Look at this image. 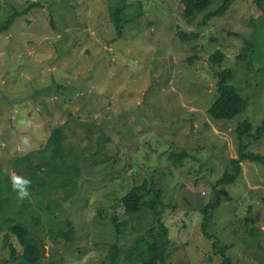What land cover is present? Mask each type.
<instances>
[{"label":"rangeland","instance_id":"1","mask_svg":"<svg viewBox=\"0 0 264 264\" xmlns=\"http://www.w3.org/2000/svg\"><path fill=\"white\" fill-rule=\"evenodd\" d=\"M125 1L141 16L116 29L109 18L116 0H0V25L14 11L25 12L0 33V188L7 220L24 224L41 244L35 264H100L110 245H128L152 225L150 216L127 215L120 204L147 182L161 190L166 264H264V164L243 161L234 183L216 185L237 158L235 127L247 122L255 135L264 121V0L234 1L205 23L222 0L190 19L180 0ZM179 32L197 38L181 41ZM246 41L252 48L240 60ZM216 50L224 60L211 67ZM227 68L246 101L229 122L207 112L217 96L214 72ZM55 129L66 148L106 163L83 171L77 195L47 222L23 170L46 158ZM242 142L248 153L264 156V135ZM181 152L186 157L174 164L172 155ZM216 190L221 198L209 210L207 238L202 210ZM66 219L74 231L69 243L50 231ZM260 227L261 236L250 235ZM21 252L14 235L0 230V264H19Z\"/></svg>","mask_w":264,"mask_h":264},{"label":"trees","instance_id":"2","mask_svg":"<svg viewBox=\"0 0 264 264\" xmlns=\"http://www.w3.org/2000/svg\"><path fill=\"white\" fill-rule=\"evenodd\" d=\"M215 0H180L183 8V16L190 19L195 14L204 12ZM237 0H222V3L213 11L208 12L202 23L214 18L223 16L230 8L232 3ZM260 5L262 0H249ZM25 12L14 11L1 25L0 33L6 32L16 18L22 16ZM140 13H130V6L125 0H116L109 5V18L111 23L118 27L125 23H131L139 18ZM121 28V27H120ZM178 38L186 41L187 38L196 39L197 35L190 34L186 36L179 32ZM252 44L245 42L241 53L237 57L244 60L248 57ZM224 60V54L216 50L209 56L208 62L212 66H220ZM216 79V99L208 108L207 112L211 118L220 121H230L236 115L243 112L246 101L238 93L230 82L234 78L231 69H223L215 71ZM239 140L237 158L229 160V168L224 171L222 177L216 182V185H230L235 182L240 174V163L243 161L258 162L264 164V156L254 155L247 152V144H243L242 139L246 136L252 138L254 142L261 139L264 135V121L256 130L255 135H251L252 127L249 123L243 122L234 129ZM46 148L48 155L37 164H31L24 168L23 181L30 194L34 195V205L41 211L47 222L56 219L54 210L60 208L61 203L69 201L77 195L79 183L82 179L83 171L92 169L93 165L98 166L106 163L102 160L92 162L90 159L83 158L74 149L66 148L63 144L59 129L53 130L47 139ZM93 156L100 155L99 152L92 153ZM186 157L184 152L172 155L174 164L179 163ZM112 163V162H111ZM2 171L0 170V176ZM60 194V197H58ZM4 197L0 188V230L6 228L9 233L13 234L18 244L21 246V261L19 264H35L38 256L42 251L39 241L32 236L29 229L21 222L7 220L5 216ZM215 201L205 205L202 213L204 214L202 223V232L207 238H211L207 234L208 219L211 217L209 210L215 208L221 198V191H215ZM120 204L127 215L141 214L150 216L152 225L142 234L134 237L128 245L118 246L112 244L109 246L105 259L100 264H166L167 251L170 246L168 238V229L161 221V215L164 203L161 198V190L143 182L139 186L131 188L120 198ZM18 209V208H17ZM115 233L120 234V224L116 221V217H111ZM56 240L69 243L73 239L74 231L70 220H65L63 224L56 229H50ZM261 229L251 230L250 235L261 236ZM6 236V235H5ZM4 236V237H5ZM214 246V245H213ZM11 258H14L15 252L11 246Z\"/></svg>","mask_w":264,"mask_h":264},{"label":"clouds","instance_id":"3","mask_svg":"<svg viewBox=\"0 0 264 264\" xmlns=\"http://www.w3.org/2000/svg\"><path fill=\"white\" fill-rule=\"evenodd\" d=\"M25 193L21 192V195H24Z\"/></svg>","mask_w":264,"mask_h":264},{"label":"crops","instance_id":"4","mask_svg":"<svg viewBox=\"0 0 264 264\" xmlns=\"http://www.w3.org/2000/svg\"><path fill=\"white\" fill-rule=\"evenodd\" d=\"M260 229H261V227H260ZM261 231H262V229H261Z\"/></svg>","mask_w":264,"mask_h":264},{"label":"built area","instance_id":"5","mask_svg":"<svg viewBox=\"0 0 264 264\" xmlns=\"http://www.w3.org/2000/svg\"><path fill=\"white\" fill-rule=\"evenodd\" d=\"M204 194V193H203Z\"/></svg>","mask_w":264,"mask_h":264}]
</instances>
